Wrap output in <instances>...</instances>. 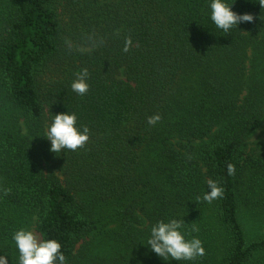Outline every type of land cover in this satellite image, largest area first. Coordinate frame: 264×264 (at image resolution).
<instances>
[{"label": "trees", "instance_id": "1", "mask_svg": "<svg viewBox=\"0 0 264 264\" xmlns=\"http://www.w3.org/2000/svg\"><path fill=\"white\" fill-rule=\"evenodd\" d=\"M223 2L253 21L225 33L211 0H0L7 264H19L13 234L32 226L60 243L66 264L79 263L77 246L95 232L112 254L86 264H264V236L248 239L240 220L241 186L264 185V163L244 155L264 122V8ZM83 68L80 96L71 84ZM66 112L89 141L55 154L46 133ZM209 179L224 189L211 204L202 199ZM172 219L185 222L186 240L202 241L203 257L165 261L151 250V228Z\"/></svg>", "mask_w": 264, "mask_h": 264}, {"label": "clouds", "instance_id": "2", "mask_svg": "<svg viewBox=\"0 0 264 264\" xmlns=\"http://www.w3.org/2000/svg\"><path fill=\"white\" fill-rule=\"evenodd\" d=\"M261 8H264V0H258ZM211 20L225 33L241 22H252L251 14L239 15L230 9V5L223 0H211ZM131 37L125 38L123 52H128L131 45ZM89 76L87 68L76 73V79L71 84V89L80 96L86 95L89 91V84L86 82ZM161 120L157 113L147 118L150 126H155ZM77 116L75 113H60L54 115V119L48 128L46 138L51 142L50 151L60 153L62 150L77 151L82 149L89 141V129L87 126L83 130L77 128ZM228 174L235 175V166L231 163L227 165ZM207 186L210 191L203 195V201L211 204L214 200L223 197L224 189L214 180L209 179ZM4 196H7L11 189L0 188ZM197 201L201 197L196 198ZM183 220L172 219L169 222H157L151 228V236L147 245L151 250L163 260L169 257L174 261H193L197 257L205 255L202 241L198 238L186 240L180 229L184 225ZM192 231H199L193 227ZM12 239L19 252V264H66V257L61 252V245L54 239L43 240L38 238L32 231L20 229L13 234ZM0 264H7L6 256L0 255Z\"/></svg>", "mask_w": 264, "mask_h": 264}, {"label": "rangeland", "instance_id": "3", "mask_svg": "<svg viewBox=\"0 0 264 264\" xmlns=\"http://www.w3.org/2000/svg\"><path fill=\"white\" fill-rule=\"evenodd\" d=\"M244 153L245 156L251 158L256 164L260 165L264 163V122L262 128L246 140ZM245 174L248 175V170L245 171ZM260 184L251 183V186H253L251 188L249 184H243L241 186V196L245 200L244 204L246 207L244 208V212L241 213L240 220L244 225L248 239L264 236V217L261 216L259 218L254 216L256 213L260 214V212L264 215V185ZM107 228H111V226ZM30 231L40 238L33 226L30 227ZM108 245L100 239L97 232L93 233L84 243L77 246L78 264L88 263L94 254H100L102 256L111 255L112 250ZM84 252H86L87 258H85L86 254L81 258Z\"/></svg>", "mask_w": 264, "mask_h": 264}]
</instances>
